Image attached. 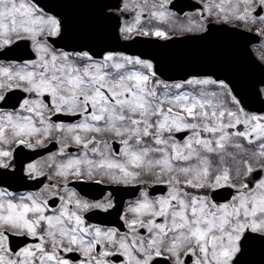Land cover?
<instances>
[{
    "label": "snow or ice",
    "instance_id": "snow-or-ice-1",
    "mask_svg": "<svg viewBox=\"0 0 264 264\" xmlns=\"http://www.w3.org/2000/svg\"><path fill=\"white\" fill-rule=\"evenodd\" d=\"M185 35L264 46V0H0V264H264V76L109 46Z\"/></svg>",
    "mask_w": 264,
    "mask_h": 264
},
{
    "label": "water",
    "instance_id": "water-1",
    "mask_svg": "<svg viewBox=\"0 0 264 264\" xmlns=\"http://www.w3.org/2000/svg\"><path fill=\"white\" fill-rule=\"evenodd\" d=\"M45 2L76 3L78 0H45ZM105 2L112 3L114 0ZM64 14L72 21L79 22L89 10L82 8H65ZM168 49L147 48L143 44L134 42H122L119 39L111 41L109 46L117 51L130 55L143 54V58L155 60L162 72V78L168 81L178 80L186 71L207 72L208 74H222L225 67H233L239 70L241 84H246L252 68L253 58L249 51V45L242 42H224L219 38L203 41L200 37L173 39L168 42ZM221 45V49H219ZM258 259V255L254 257Z\"/></svg>",
    "mask_w": 264,
    "mask_h": 264
},
{
    "label": "flooded vegetation",
    "instance_id": "flooded-vegetation-1",
    "mask_svg": "<svg viewBox=\"0 0 264 264\" xmlns=\"http://www.w3.org/2000/svg\"><path fill=\"white\" fill-rule=\"evenodd\" d=\"M254 55L258 60L260 56H264V46H261L258 41L254 44Z\"/></svg>",
    "mask_w": 264,
    "mask_h": 264
}]
</instances>
